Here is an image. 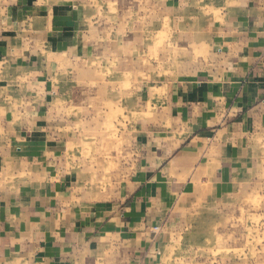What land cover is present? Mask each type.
Returning <instances> with one entry per match:
<instances>
[{"label": "crops", "instance_id": "crops-1", "mask_svg": "<svg viewBox=\"0 0 264 264\" xmlns=\"http://www.w3.org/2000/svg\"><path fill=\"white\" fill-rule=\"evenodd\" d=\"M149 2L165 5L169 23L183 20L173 35L184 45L209 54L184 78L152 76L150 89L136 87L117 108L120 135L101 139L113 131L99 123L85 150L74 118L84 108L64 107L63 95L49 94L43 85L57 63L37 56L81 50L64 25L80 20L87 0H0V134L19 149L0 155V177L7 171L15 180L0 201V259L7 264H156L185 200L208 208L264 193V0ZM144 30L136 36L160 33ZM103 97L90 120L107 117ZM113 153L121 157L116 172ZM116 175L121 182L112 191L95 183Z\"/></svg>", "mask_w": 264, "mask_h": 264}, {"label": "rangeland", "instance_id": "rangeland-1", "mask_svg": "<svg viewBox=\"0 0 264 264\" xmlns=\"http://www.w3.org/2000/svg\"><path fill=\"white\" fill-rule=\"evenodd\" d=\"M79 12L77 16L80 15V20L76 19L73 26L69 20L66 21L69 24L63 25L68 35L77 37L81 50L54 55L49 59L47 56H37V59L57 63L55 68L48 70L43 85H48L49 94L53 97L58 91L59 95H63L60 101L64 107L71 108L79 102L84 108L74 118L80 124L77 136L83 140L82 145L87 150L86 142L94 135V130L90 128L99 123H108L113 131L108 135L101 133V139L111 140L113 137L110 135H120L115 127L124 125L117 108L120 102L125 103L128 97L131 98L129 93L135 92L136 87L150 89L147 86L154 85L152 76L172 80L184 78L198 71L200 59L206 58L209 53L202 52L201 47L194 43L184 45L182 36L173 35L174 30L178 32L183 29V20L172 19L169 23V13L163 3L154 4L149 0H87ZM153 26L159 28V34L136 36L137 28L149 32ZM71 35L68 37L71 38ZM137 38L140 42L143 40L144 44V49L139 48L142 51L138 53L134 50ZM174 40L176 44L173 46ZM91 45L92 50H88ZM184 46L189 49L185 50ZM89 60L94 62L90 66ZM154 60L155 63H152ZM142 79V84H139ZM159 86L161 92L165 90L164 85ZM36 88L35 85L34 90ZM103 94L107 95L111 106L106 120L99 116L90 120V111L94 104L103 103ZM37 106L34 103V107ZM72 119L71 115L64 116L63 125L71 123ZM49 120V124H53L55 117H49ZM133 121L135 118L128 119L127 123ZM8 136L1 133L0 143L7 145L12 140ZM13 145H7L11 148H0V155H18L19 149L13 148ZM113 154L110 172H116L121 159L118 153ZM95 181L97 184H108L111 191L121 182L118 175L106 181ZM14 183L7 171L1 175V202L5 198L1 193ZM194 204L185 200L182 212L172 215V223L165 232L167 235L160 245V258L156 264H264V193L258 190L255 194L241 195L218 206L213 203L208 208L200 203ZM153 230L154 233L160 232L159 227ZM0 264L7 262L0 259Z\"/></svg>", "mask_w": 264, "mask_h": 264}]
</instances>
